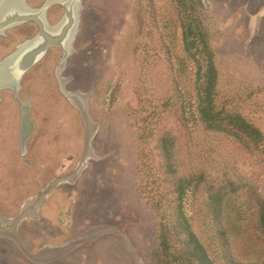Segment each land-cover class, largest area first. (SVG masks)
<instances>
[{
    "label": "rangeland",
    "instance_id": "374dc122",
    "mask_svg": "<svg viewBox=\"0 0 264 264\" xmlns=\"http://www.w3.org/2000/svg\"><path fill=\"white\" fill-rule=\"evenodd\" d=\"M47 1L25 0L32 10ZM78 1L66 61L50 47L18 93L0 92V231L12 229L0 234V264H190L186 233L160 255L156 201L175 219L182 182L183 213L206 264H264V0ZM46 10L50 25L65 14L61 4ZM188 21L208 46L209 55L199 41L200 78L184 48ZM15 25L0 32V62L39 30L34 20ZM209 86L217 121L241 140L206 128L199 102ZM23 103L33 121L25 147ZM236 117L257 138L229 123ZM56 181L15 227L24 251L6 236L24 203ZM42 249L58 253L36 258Z\"/></svg>",
    "mask_w": 264,
    "mask_h": 264
},
{
    "label": "water",
    "instance_id": "95a60500",
    "mask_svg": "<svg viewBox=\"0 0 264 264\" xmlns=\"http://www.w3.org/2000/svg\"><path fill=\"white\" fill-rule=\"evenodd\" d=\"M22 1L24 3V5L22 3V6L28 8L27 10H29V12L27 14H20L18 12L10 13V17L0 22V30L5 28L6 26H10V24L12 25L13 21H15V23H22L28 20H34L37 23L39 30L35 37H33L31 40L24 42L22 45H20V47H18L19 49L16 50V52L14 51L13 54H11L2 62H0V92L2 90L9 89L14 90L15 93H18L20 89L19 85L24 74L46 55L50 47H58L62 50V52L64 53V63V61H66L67 57L71 54L73 50L72 45L78 33V23L80 14L78 15L76 11L77 14H75L76 16H74L73 18V15H71V13L69 12V8L65 6V4L61 3V5L64 6L65 9V14L62 20L59 21V23H57L56 25H50L46 21L45 17V13L47 11L46 9H48L52 5V3H49L50 0H48L47 3L41 9L38 10H32L27 6L25 0ZM81 113L84 115V117H87L86 108L85 111ZM29 114L30 105L28 103H23L20 132L24 147L33 129V121L30 119ZM81 166L84 167L85 163H83ZM80 170L81 168H78L77 173H75V176L76 174L80 173ZM64 180H66V178H64ZM56 183L57 181L52 183L48 194H46V197L50 194L52 188L57 185ZM25 211L26 212H22L18 217L14 219L17 224L16 227L19 226V223L24 219V215L27 214V209ZM37 218H39V215L37 216ZM12 220L13 219H11V221ZM20 236L21 235L17 233L18 238L11 239L17 242L19 247L25 251L24 246L21 243V239H19L21 238ZM43 251L45 250L42 249L35 257L40 258L41 256L47 253H42ZM54 252L55 254L58 253L56 251H53V255H55Z\"/></svg>",
    "mask_w": 264,
    "mask_h": 264
},
{
    "label": "trees",
    "instance_id": "16d2710c",
    "mask_svg": "<svg viewBox=\"0 0 264 264\" xmlns=\"http://www.w3.org/2000/svg\"><path fill=\"white\" fill-rule=\"evenodd\" d=\"M183 5L186 6L187 3L185 0H183ZM187 7V6H186ZM183 42H184V48L185 51L188 52V54L195 60V63L197 64L198 70V78L201 76L202 71V63L199 60L197 54L202 53L199 50V41H202L205 48L204 52L209 55L208 52V46L205 43V39L202 36L201 31L197 28L196 24H193L192 21H188L186 23H183ZM212 86H209L208 88L204 89L205 95L203 98H200L202 101L199 102V113L202 121L206 124V128L212 131H219V132H225L227 134H230L239 140H241V137L239 134L235 131L230 130L227 126H222L223 122L220 120L217 121L216 117L217 114L213 111V98L211 90ZM210 94V95H209ZM235 123L239 130L247 133L250 135L251 138H255L258 136L259 131L256 130L254 127L245 124L244 120L240 117H236L235 119H232L229 123ZM257 138V137H256ZM163 145V151L165 153V156L169 160L171 157V142L169 140H166V138L162 141ZM172 165H170V170ZM174 173V172H173ZM189 187L184 182L180 183L177 186V209H176V215L175 219L172 217L171 212H168L165 201L163 198H160V200L156 201V207L158 211V215L160 216V227H159V241H160V255L163 257H168L171 254L167 252V249L172 246L173 242L178 241L179 238H175L177 235H181L183 233L188 234L189 238H187V246L188 250L185 251V253L188 256V262L190 264L198 263V264H206L208 263V258L206 255V252L199 240L195 237V235L190 231V226L185 218V215L183 213V206L182 201L186 193V188ZM215 200L213 201L217 207L220 206L221 199L219 196L214 197ZM167 202V201H166ZM174 220V221H173ZM159 255V253H158ZM159 255V256H160ZM180 259H183V256H181ZM175 260H178V258H175ZM249 264H259V263H249Z\"/></svg>",
    "mask_w": 264,
    "mask_h": 264
},
{
    "label": "bare ground",
    "instance_id": "6f19581e",
    "mask_svg": "<svg viewBox=\"0 0 264 264\" xmlns=\"http://www.w3.org/2000/svg\"><path fill=\"white\" fill-rule=\"evenodd\" d=\"M22 3H23V1L22 0H1V2H0V22H2V21H4L5 19H7L8 17H10V13H12V12H18V13H20V14H27L28 12H29V10H27L28 8H26V7H24V6H22ZM49 3H52V4H61V3H63V4H65V6H67L68 8H69V12L71 13V15H73V18H74V16H76L75 14H77L78 13V15L80 14V10H82V7H81V5H80V2L78 1V0H50V2ZM23 5H24V3H23ZM76 11H77V13H76ZM13 25L14 24H16L15 23V21H13V23H12ZM11 25V24H10ZM12 26V25H11ZM10 27V26H9ZM8 28V26H6L4 29H7ZM4 29H1L0 30V32L2 31V30H4ZM18 47H20V46H18ZM18 47H16L17 49L16 50H18L19 48ZM16 52V51H15ZM62 62H63V59H62ZM61 62V63H62ZM83 98V97H82ZM69 99V98H68ZM71 102L73 103V106H75L76 108H78L79 109V111H81V112H84L85 111V105L84 104H82V103H80V101H79V99L77 98V99H74V100H71ZM85 102V101H84ZM83 115V114H82ZM86 122V121H85ZM86 124V123H85ZM92 124V123H91ZM87 125V124H86ZM94 125V124H93ZM87 128V127H86ZM91 135V134H90ZM21 138H22V136H21ZM22 140V139H21ZM22 143V146L24 147V143L23 142H21ZM90 155V154H89ZM87 157V156H86ZM90 158V157H89ZM83 163L81 162L80 164H79V168H82L83 166H81ZM73 175V174H72ZM68 179H71V176H70V178H68ZM52 185V184H51ZM51 185H49V187L45 190V191H43L42 192V194L40 195V196H37V197H34V198H32V199H30V200H28L27 202H25L24 203V205H23V209H22V212H25V210L26 209H28V214H29V216H31V215H35L36 214V211H38L37 209H39V205H41V201H44V199H45V197H46V194H48V191L50 190V187H51ZM45 193V194H44ZM31 202H32V204H31ZM28 216V217H29ZM1 218H4V217H0V219ZM3 221V224L4 225H7V223H11L10 221H9V219L8 220H2ZM9 221V222H8ZM14 224H15V226H13L12 228H13V232L11 233V234H8L7 236L8 237H10V238H18L17 237V233H16V226H17V224H16V221H14ZM4 228H5V226H4ZM11 228V227H10ZM10 228H7L5 231H3V233H8V232H10L11 230H10ZM2 232L0 231V234H1ZM2 233V234H3ZM3 236H5V235H3ZM56 249V248H55ZM46 251V250H45ZM45 251H43L42 253H44ZM56 251V250H55ZM47 255L49 254V256L50 255H53V251H48L47 253H46ZM46 254H44L45 256H46ZM54 254H55V252H54ZM51 257V256H50ZM53 257H54V255H53ZM52 258V257H51ZM42 260V259H41Z\"/></svg>",
    "mask_w": 264,
    "mask_h": 264
},
{
    "label": "flooded vegetation",
    "instance_id": "af4514ba",
    "mask_svg": "<svg viewBox=\"0 0 264 264\" xmlns=\"http://www.w3.org/2000/svg\"><path fill=\"white\" fill-rule=\"evenodd\" d=\"M0 2H1V0H0ZM28 6V5H27ZM29 7V6H28ZM30 8V7H29ZM19 24H22V23H16V25H19ZM13 25V24H12ZM15 25V26H16ZM11 26V25H10ZM12 27H14V25L13 26H11V28ZM8 28H9V26H8ZM4 29V28H3ZM4 34H5V32H4ZM1 36H3V34H0ZM1 215V214H0ZM2 216V215H1ZM21 233V232H20ZM22 234V233H21ZM6 236V235H5ZM6 237H8V236H6ZM8 238H10V237H8ZM34 264V263H33Z\"/></svg>",
    "mask_w": 264,
    "mask_h": 264
},
{
    "label": "crops",
    "instance_id": "0c3cea01",
    "mask_svg": "<svg viewBox=\"0 0 264 264\" xmlns=\"http://www.w3.org/2000/svg\"><path fill=\"white\" fill-rule=\"evenodd\" d=\"M37 264V263H36ZM38 264H49V263H38Z\"/></svg>",
    "mask_w": 264,
    "mask_h": 264
}]
</instances>
